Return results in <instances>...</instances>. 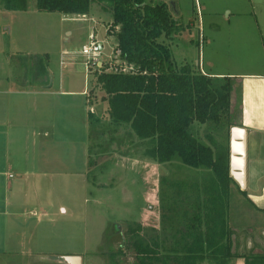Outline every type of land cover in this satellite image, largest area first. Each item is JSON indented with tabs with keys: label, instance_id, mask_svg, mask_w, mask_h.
<instances>
[{
	"label": "rangeland",
	"instance_id": "rangeland-1",
	"mask_svg": "<svg viewBox=\"0 0 264 264\" xmlns=\"http://www.w3.org/2000/svg\"><path fill=\"white\" fill-rule=\"evenodd\" d=\"M165 1L179 32L172 39H162L169 45L178 65L189 63L198 68L197 62L203 61L207 71L244 70L242 64L251 61V68L255 65L258 70L264 71V40L259 29L254 27V13L259 14L264 9V0ZM28 4L27 11H12L13 14L11 12V17L5 22L10 26L9 30H5L10 44L8 51L0 57V72H10L15 86L19 87L22 83V90L25 91L36 86L43 89L35 83L38 82L37 78L44 81L47 77H53L55 89L59 88L62 78L63 83L69 81L72 88L86 89L90 93L93 75L88 70L81 48L88 42L93 27H97L100 39L106 41L103 55L107 62L112 59L121 61L120 56L106 58L113 53L116 41L110 26L112 22H108L112 14L100 4L92 5L87 18L40 11L37 0H28ZM228 11L231 13L230 19H227ZM253 61L255 63L252 64ZM91 93L96 97L92 110L97 121L93 120L92 125L96 132L91 139L90 158L96 163L88 166L86 173H69L68 176L54 173L50 181L54 191H39L36 197L27 189L22 193V175L15 169L11 171L8 198L12 212L21 213L12 215V228L20 229L12 233L11 264H67L62 257L69 255L82 256L83 264H115L112 250L118 251L125 243L119 234L137 223L143 226L142 235H148L149 239L153 235L166 238L164 244L161 242L164 245L161 252L166 257L172 255L165 249L171 244L172 234L175 237L177 233L181 235L185 226L184 236H189L188 218L197 211L191 205L200 195L194 188L197 183L206 182L205 179L209 178L207 172L201 169L196 171L179 161L156 162L148 155L147 145L140 142L130 126L117 127L111 123L107 114L108 104L102 100L100 87L94 88ZM76 99L82 101L76 104V115L81 113V117L88 118L90 107H85L84 96H76ZM29 108L27 105L28 113L31 111ZM36 121L34 118L32 123L28 122L22 127V137L12 143V153H37L40 136L48 129ZM89 124L76 130V146L68 149L59 143L52 152H58L59 157L71 154L77 166V162L83 158L78 136L87 139ZM103 130L105 132L101 134ZM192 131L203 140L212 134L216 142H227L228 130L225 125L214 129L209 124L196 122ZM89 147L90 141L88 162ZM84 159L87 161L86 156ZM148 161L159 165L156 183L158 198L154 204L146 200V177L141 169V165ZM238 194L239 191H234L231 199V203H235V211L229 212L230 237L233 241L232 252L245 257L210 255L198 264H246L247 255L264 254V216H257L258 213ZM201 195L206 196L205 192ZM22 196L27 203L24 215ZM41 202L49 207L44 217L40 213ZM14 203L19 204L14 206ZM35 205H38L37 208H34ZM170 206L176 211L171 213ZM172 215L175 225L173 232L169 220ZM177 228L180 230L177 231ZM110 235L112 244L109 242ZM122 248L125 254L119 256L120 264H135L132 248L127 244ZM178 257L181 259L183 255ZM170 261L176 263L175 259Z\"/></svg>",
	"mask_w": 264,
	"mask_h": 264
},
{
	"label": "trees",
	"instance_id": "trees-1",
	"mask_svg": "<svg viewBox=\"0 0 264 264\" xmlns=\"http://www.w3.org/2000/svg\"><path fill=\"white\" fill-rule=\"evenodd\" d=\"M0 3L10 11H27L29 7L28 0H0ZM94 3L112 14L110 26L115 36V50H120L123 61L133 66L127 72L123 65L109 71V65L101 70H90L93 75L91 92L100 87L111 123L117 127L130 126L156 162L179 161L206 170L210 175L206 199L201 205L197 203L195 215L188 218L189 236H184L183 226L181 235L172 234L171 244L165 248L173 256L166 257L161 252L164 246L161 242L164 244L165 239L158 236L149 239L142 235L143 226L137 223L119 234L125 243L118 251L112 250L115 264H120L119 256L125 254L122 247L126 244L134 251L135 264H198L210 255L245 257L232 252L228 214L231 185L234 184L243 196L247 195L230 174L234 79L204 74L189 63L178 65L169 45L162 39H172L179 32L165 0H37V8L87 17ZM91 92L88 96L89 167L96 163L90 158L91 139L96 132L92 125L93 120L97 121L92 110L96 97ZM196 122L209 124L214 129L227 126V142L213 145L202 142L192 131ZM173 229L174 222L171 223L172 232ZM111 239L110 235L112 244ZM178 255L183 257L179 259ZM246 264H264V254L247 255Z\"/></svg>",
	"mask_w": 264,
	"mask_h": 264
},
{
	"label": "crops",
	"instance_id": "crops-1",
	"mask_svg": "<svg viewBox=\"0 0 264 264\" xmlns=\"http://www.w3.org/2000/svg\"><path fill=\"white\" fill-rule=\"evenodd\" d=\"M11 12L12 11L5 9L0 3L1 58L4 56L5 52L8 51L10 44L8 34L5 31L9 30L10 26H8L5 22L11 17V15H9ZM254 15L256 16V19H254V27L259 29L261 38L264 40V9H262L259 14L255 12ZM230 17L231 13L228 11L227 19H230ZM108 22L111 23L112 18ZM96 28L97 27H95V29ZM6 46L7 50H5ZM248 62L249 63L246 62L242 64L245 66L244 70L229 69L222 71H207L203 61H198L196 66L204 74L218 77L228 76L234 79L235 87L231 96L230 122L233 126L244 128L247 136L245 189L247 195L243 196L239 192L240 195L238 194V196H242V198L247 201L250 207L259 214H257V216L263 217L264 71L258 70L255 65L251 68V61ZM253 63L255 62L253 61L252 64ZM209 64L210 66L213 65L212 62ZM246 64H248V66H246ZM210 69L212 68L210 67ZM12 80H14V78L10 72H0V264H11L10 255L12 254V233L17 232L20 229L18 227L12 228L11 223L12 220H14V218L12 219V215L17 216V214H21L20 212H12V205L8 198V192H10L11 188L10 175L12 174V169L17 170L18 174L22 175V193L24 189H27L28 191H31L33 195L35 193L37 197L39 191L44 192L48 190L50 193L54 191L52 183L50 182L51 179H53L54 173H62L63 176H68L69 173L78 174V172L84 174L87 172V168L89 166V133L87 135V139L84 138V136H78L83 158L77 162V166L76 160L71 154L66 155L65 157H59L58 152H52L53 149L57 148L59 143L60 145H65L68 149L69 147L72 149L73 145L76 146V130L84 128L86 123L89 124L90 122L89 117L83 118L81 117V113L76 115V104L79 105L82 103L81 100L76 99V96H84V104L86 107L88 105L89 91L86 89L81 90L72 88L69 81H64L63 83L62 78L59 80V88L55 89V79H53V77H47L44 81L37 78L38 82L35 83L42 86L43 89L32 85L35 88H32L30 91H25L22 90V83L21 86L17 87L13 84ZM27 105L30 107V113H28ZM77 116L79 117L77 118ZM34 118L37 119L36 122L38 125L48 129L43 136H40L37 153H12V143H16L22 137V127L26 126L28 122L32 123ZM230 137L231 136H229V143ZM198 138L202 142L210 145H213V143L216 142L214 135L212 134L208 135L207 138L205 137V140H203L199 135ZM219 143H221V141ZM85 156L87 161L84 159ZM12 159H14L15 162H12L14 161ZM60 167L61 170L59 171ZM141 169L145 173L146 177V200L150 201V204H154L158 198V195H156V183L157 175L159 173V165L148 161L141 165ZM194 169L196 171L200 170L196 168ZM202 171L207 172L208 176H210L208 171ZM28 174L31 175V177H26ZM208 179H205V181L207 182ZM206 182L203 184L197 183L195 185L196 188L194 189L196 192H200V195L196 196L193 204L191 205L192 209L197 208V203H200L201 205L202 201L206 199V196L204 197L201 195L204 192L206 195V191L208 190ZM230 191L231 195L228 214L231 215L229 212L235 211V203H231V199L233 198L232 194L234 191L237 192L238 188L233 184L231 185ZM41 203L40 213L44 217L47 216V209L49 207L47 204L44 206L43 202ZM18 204L19 203H14V206ZM26 204V198L24 199V196H22V215L25 213L23 211L27 209ZM173 205L174 207L176 206L175 204ZM37 206L38 205H35L34 208H37ZM46 206L47 208L45 209L44 207ZM151 208H153V206ZM170 209H172L171 206ZM172 212H174L173 209L171 210V213ZM173 217L174 215L171 217L169 216L170 223L173 222ZM229 224L231 226L230 219ZM156 236L166 240L165 237H161L159 235ZM156 236L153 235L150 238H154Z\"/></svg>",
	"mask_w": 264,
	"mask_h": 264
},
{
	"label": "water",
	"instance_id": "water-1",
	"mask_svg": "<svg viewBox=\"0 0 264 264\" xmlns=\"http://www.w3.org/2000/svg\"><path fill=\"white\" fill-rule=\"evenodd\" d=\"M230 174L242 190L246 189V130L233 126L230 135ZM82 256L62 257L68 264H83Z\"/></svg>",
	"mask_w": 264,
	"mask_h": 264
},
{
	"label": "built area",
	"instance_id": "built-area-1",
	"mask_svg": "<svg viewBox=\"0 0 264 264\" xmlns=\"http://www.w3.org/2000/svg\"><path fill=\"white\" fill-rule=\"evenodd\" d=\"M83 18H87L86 16H83ZM104 42L106 43L105 40L100 39L98 36L97 30L93 28L92 32H90L89 37H88V42L83 44L81 48V53L84 55L86 59V65L88 67V70H101V68L105 67L106 65H109V70H113V68L117 65H123V70L124 71H129L133 68V66H128L126 62L123 61L121 57V51L120 50H112L113 53L109 54V56L106 58H113L114 56H120L121 61L118 62L114 59L111 61L107 62V59L104 58ZM116 46V45H115ZM63 58V56H62Z\"/></svg>",
	"mask_w": 264,
	"mask_h": 264
}]
</instances>
